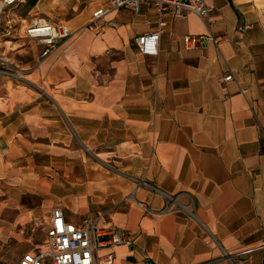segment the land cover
Listing matches in <instances>:
<instances>
[{"label":"crops","instance_id":"0c3cea01","mask_svg":"<svg viewBox=\"0 0 264 264\" xmlns=\"http://www.w3.org/2000/svg\"><path fill=\"white\" fill-rule=\"evenodd\" d=\"M45 1L16 13L66 23L57 50L0 36V69L17 74L0 71V264L44 240L54 207L124 232L112 264H264V0L165 12L155 56L134 43L157 29L149 0L109 13L119 25L100 33L84 26L106 0L64 20ZM223 32L217 46L183 45Z\"/></svg>","mask_w":264,"mask_h":264},{"label":"built area","instance_id":"2783aa9c","mask_svg":"<svg viewBox=\"0 0 264 264\" xmlns=\"http://www.w3.org/2000/svg\"><path fill=\"white\" fill-rule=\"evenodd\" d=\"M22 0H0V36L12 37L20 31L23 36L45 45L41 57L57 50L73 33L70 27L58 20H48L32 17L25 22L21 20L16 9ZM144 0H106L97 6L90 14L85 28L93 33L103 32L105 28H116L119 24L114 17H106L109 13H117L127 8L134 14L141 10ZM158 15L157 29L145 32L134 39L138 50L144 55L155 56L158 52V42L164 21L162 15L171 12L176 18H185L196 14L201 18L208 16L210 6L205 0H149ZM226 32L219 34H188L182 41L186 49H198L206 41L216 46L228 41ZM5 74L17 76L13 71L0 69ZM232 79L229 71L223 77L224 81ZM165 197L171 199V196ZM167 204L164 209H169ZM120 244H130L127 235L111 221L99 223V217L83 218L78 224L65 219L61 207L51 210L49 226L44 240L24 252L17 264H112L114 252L112 248ZM107 249L105 253L100 250ZM146 264L152 262L146 260Z\"/></svg>","mask_w":264,"mask_h":264},{"label":"rangeland","instance_id":"374dc122","mask_svg":"<svg viewBox=\"0 0 264 264\" xmlns=\"http://www.w3.org/2000/svg\"><path fill=\"white\" fill-rule=\"evenodd\" d=\"M91 1L93 0H46L42 9L45 15L64 20L80 16L82 9ZM11 251L15 249L12 248Z\"/></svg>","mask_w":264,"mask_h":264},{"label":"bare ground","instance_id":"6f19581e","mask_svg":"<svg viewBox=\"0 0 264 264\" xmlns=\"http://www.w3.org/2000/svg\"><path fill=\"white\" fill-rule=\"evenodd\" d=\"M115 258V257H114Z\"/></svg>","mask_w":264,"mask_h":264}]
</instances>
